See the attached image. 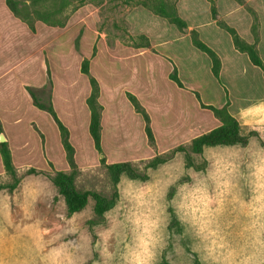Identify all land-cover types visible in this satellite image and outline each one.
Listing matches in <instances>:
<instances>
[{
  "label": "rangeland",
  "instance_id": "1",
  "mask_svg": "<svg viewBox=\"0 0 264 264\" xmlns=\"http://www.w3.org/2000/svg\"><path fill=\"white\" fill-rule=\"evenodd\" d=\"M212 1L219 20L248 42L258 38L264 60V0H178L177 11L188 31L178 29L143 5H128L124 0H14L21 13L33 22L35 32L14 16L5 0H0V25L6 28L17 24L19 35L24 29L33 39L34 74L40 79L33 85L21 84V91L27 95L26 89L31 88L39 102L56 106L75 150L73 159H69L52 117L37 108L21 123H1L0 134L7 138L19 182L15 190H0V261L20 264L31 256L32 240L39 237L41 227H55L62 232L79 227L81 239H67L86 249L83 228L100 222L102 215L96 213L93 200L81 212L70 213L50 179L58 171L74 173L79 192L91 191L112 200L116 186L108 170L110 164L129 162L133 167L135 160L141 164L148 159L164 162L175 151L194 153L193 140L222 125V119L208 106L226 107L233 114L241 106L264 98L262 71L253 67L246 55L238 53L230 35L217 27L211 16ZM256 16L258 36L253 32ZM191 30L198 31L201 40L220 55V83L212 75L209 58L192 44ZM139 36L148 39L150 48L132 47V37ZM84 60L90 61L91 74L99 80L100 101L105 107L101 153L89 135L86 100L91 87L88 77L81 73ZM175 69L184 85L182 89L170 80ZM14 86L12 81H6L0 86V95L7 96ZM128 93L136 96L149 114L154 142L149 141L145 122L128 100ZM18 102V114L23 119L26 110ZM251 122L256 123L255 117ZM246 131L241 128L242 134ZM188 141L190 149L184 147ZM188 159L191 164V157ZM31 169L38 172L31 173ZM15 183L5 172L0 156V186ZM10 199L11 216L5 224ZM65 214L72 219H57ZM172 227L178 230L175 222ZM56 236L53 231L51 238L44 237V241L51 244ZM177 251H181L179 246ZM171 260L169 253L164 264Z\"/></svg>",
  "mask_w": 264,
  "mask_h": 264
},
{
  "label": "clouds",
  "instance_id": "2",
  "mask_svg": "<svg viewBox=\"0 0 264 264\" xmlns=\"http://www.w3.org/2000/svg\"><path fill=\"white\" fill-rule=\"evenodd\" d=\"M231 115L247 130L241 135L247 143L175 151L155 167L150 159L132 161L138 175L122 172L113 208L83 228L86 249L67 239L79 241V227H41L31 256L20 264H164L169 253V264H264V98ZM184 147L190 149L191 141ZM53 231L56 239L48 244L44 237Z\"/></svg>",
  "mask_w": 264,
  "mask_h": 264
},
{
  "label": "trees",
  "instance_id": "3",
  "mask_svg": "<svg viewBox=\"0 0 264 264\" xmlns=\"http://www.w3.org/2000/svg\"><path fill=\"white\" fill-rule=\"evenodd\" d=\"M6 5L9 10L16 16L17 18L24 21L33 32H35V28L33 22L30 21L29 17H25L21 11L17 8L14 0H5ZM177 2L178 0H124L125 4H135V5H143L150 10H152L156 15L169 20L172 24L177 26L178 29L183 31H188V25L183 20L177 11ZM211 16L219 28L225 30L233 41V45L235 49L241 54L247 55L250 63L259 68L264 77V60L262 59L259 48H258V38L255 42L249 43L245 39L241 37V35L229 26L226 22L218 19V13L216 10L215 3L211 2ZM255 23L253 24V32L258 36V18L257 16L254 18ZM191 41L194 47L200 50L202 53L206 54L212 63V74L214 78L221 82L220 73L222 68V62L219 55L209 47L203 40H201L198 31L191 30ZM132 47L134 48H150V43L145 36H139L136 39L132 37ZM141 41V43L139 42ZM143 41H146V43ZM96 51V47L94 48V53ZM81 72L85 76L89 78V83L91 87V93L88 99L86 100L87 107L90 111V123H89V134L92 138L94 148L98 152H103L102 148V117L104 107L100 103V95H101V87L98 79L91 74L90 71V61L84 60L81 65ZM170 80L173 81L179 88H184L182 81L178 76V72L176 69L170 75ZM49 85H52V80L49 78ZM29 92L34 106L39 110L46 111L51 115L54 122L56 123L58 130L60 132L61 141L64 147V150L67 153V157L69 159H73L75 150L70 141V132L68 128L64 125V123L60 120L55 111L52 104L45 105L39 102L37 96L31 88H27ZM197 99L200 101V97L197 93H195ZM127 97L131 104L133 105L135 111L139 113L144 122H145V132L150 142H154V135L151 128V120L149 114L146 110L140 105L138 99L133 94L128 93ZM208 109L213 110L217 116L222 119V125L216 127L212 131L196 138L192 143V150L194 153H200L201 145L209 144H234L237 141L240 143H247L246 140L241 139V128L238 126L237 121L232 118V115L227 111L226 107L223 109H218L213 106H208ZM2 127L0 123V132H2ZM0 155L3 162V166L5 172L10 174L14 180L15 184L10 186H0V190L10 189L15 190L17 184L19 182L17 177V170L14 165L12 152L9 148V144L2 143L0 144ZM163 163V160H157L151 162V167H155L156 165ZM108 170L111 174L112 180L116 186L119 182V177L122 172H127L129 176L136 177L138 174L133 169L132 165L129 162H121V163H113L108 166ZM31 173H37L36 169H31ZM141 179H145L146 177L141 176ZM52 183L58 188L60 194L65 199V202L68 206V210L70 213H78L85 209L90 200L95 201V211L98 215H102L106 210L112 209L116 203L117 195L112 200H109L98 193L86 191L79 192L75 186L76 176L74 173H67L64 171H58L55 176L50 177Z\"/></svg>",
  "mask_w": 264,
  "mask_h": 264
},
{
  "label": "crops",
  "instance_id": "4",
  "mask_svg": "<svg viewBox=\"0 0 264 264\" xmlns=\"http://www.w3.org/2000/svg\"><path fill=\"white\" fill-rule=\"evenodd\" d=\"M17 28H18L17 24L16 25H9V27H6V28L3 27L2 25H0V34H1V39H0V86L2 87L5 84V82L8 80L12 81L13 84L15 85L13 91H11L10 94L6 93L7 96H1L0 95V123H2L3 126H6V123L9 120H11L15 124L21 123L22 121H25L26 119H28V116H29L28 113L29 112L33 113L34 111H36L38 109L37 107L34 106L33 100L31 98L30 94L28 93L27 89H26V91H27L26 93H27L29 98L27 97V95L25 93H23L21 91V84L33 85L34 81H36L37 79H40L38 74H37V77H35V74H34V66H33L34 46H33V41H32L33 40L32 35L29 34L24 29L21 30V35H19L18 33L20 30L18 31ZM263 41H264V38H263L261 44L263 43ZM232 43H233V41H232ZM249 43H251V42H249ZM209 47H211V46H209ZM212 49L218 54V52L214 48H212ZM234 49H235V47H234ZM238 53H240V52H238ZM204 55H206V54H204ZM219 57H220V55H219ZM210 62H211V60H210ZM255 68H257V67H255ZM48 82H49V79H48ZM56 89H57V91H56L57 93L55 92V96L58 97L59 87L57 86ZM180 89H182V88H180ZM18 100H20V103L22 104V106L25 107V110H26L24 113L23 119L18 114V109H17V107H18L17 105L19 103ZM100 103L102 104L101 101H100ZM103 107H104V105H103ZM35 108H37V109H35ZM55 108H56V106H55ZM56 110H58V109L56 108ZM104 110H105V107H104ZM104 110H103V112H104ZM39 112H46V111L39 110ZM39 112H37V113H39ZM89 113H90V111H89ZM102 120H103V118H102ZM89 123H90V120H89ZM2 124H1V127H2ZM88 129H89V127H88ZM2 130H3V128H2ZM7 143H8V141H7Z\"/></svg>",
  "mask_w": 264,
  "mask_h": 264
},
{
  "label": "water",
  "instance_id": "5",
  "mask_svg": "<svg viewBox=\"0 0 264 264\" xmlns=\"http://www.w3.org/2000/svg\"><path fill=\"white\" fill-rule=\"evenodd\" d=\"M6 142H7V139H6L5 135L0 134V143L2 144V143H6ZM101 156L103 157L104 155L102 154Z\"/></svg>",
  "mask_w": 264,
  "mask_h": 264
}]
</instances>
